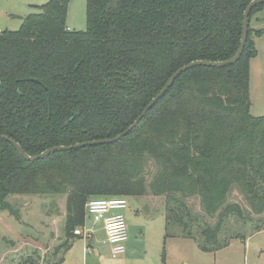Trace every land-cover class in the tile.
<instances>
[{
    "label": "trees",
    "instance_id": "1",
    "mask_svg": "<svg viewBox=\"0 0 264 264\" xmlns=\"http://www.w3.org/2000/svg\"><path fill=\"white\" fill-rule=\"evenodd\" d=\"M251 1L86 0L79 31L66 26L69 0L36 6L17 30H0V134L36 155L122 133L178 68L237 52ZM263 8L255 5L249 20ZM251 31L234 64L182 72L116 142L26 161L0 139V210L17 211L11 196H65V240L47 264L62 262L96 196H162L166 226L204 251L242 238L241 227L264 229V114L250 113ZM233 191L246 205L230 200Z\"/></svg>",
    "mask_w": 264,
    "mask_h": 264
},
{
    "label": "rangeland",
    "instance_id": "2",
    "mask_svg": "<svg viewBox=\"0 0 264 264\" xmlns=\"http://www.w3.org/2000/svg\"><path fill=\"white\" fill-rule=\"evenodd\" d=\"M47 1L0 0V30H17L24 17ZM249 24L256 51L249 63L250 113L259 116L264 114V8L253 14ZM66 26L74 31L86 29V0H69ZM259 30L263 32L258 34ZM229 198L246 205L237 191ZM9 200L17 211L0 210V264H24L23 259L32 258L33 262L37 256L38 264H47L65 240V196L16 195ZM127 201L123 212L129 242L122 254L111 256L101 235L87 230L95 225L85 215L84 224L76 228L86 229L85 234L72 240L59 264H264V229L250 232L248 227L229 224L228 229L240 228L243 237H232L218 250L204 251L195 238L184 236L178 225L166 226L162 196H130ZM188 203L194 211L200 210L197 199ZM88 245L90 251L86 252Z\"/></svg>",
    "mask_w": 264,
    "mask_h": 264
},
{
    "label": "water",
    "instance_id": "3",
    "mask_svg": "<svg viewBox=\"0 0 264 264\" xmlns=\"http://www.w3.org/2000/svg\"><path fill=\"white\" fill-rule=\"evenodd\" d=\"M260 3H264V0H252L247 5V7L244 11V14H243V26H242V35H241L240 45H239L237 52L231 58L224 60V61L195 60V61H191V62L181 66L180 68H178L168 78V80L166 81V83L164 84L162 89L156 94V96L153 97L151 99V101L146 105V107L143 109L141 114L136 118V120L130 126H128L122 133H120L114 137H111V138L91 140V141H86V142H82V143H77L74 145H61V146L51 147V148L46 149V150H44V151H42L36 155L27 154L15 140H13L12 138H10L6 135L0 134V139L9 141L14 146V148L18 151V153L21 155V157L23 159H25L26 161H36V160L45 158L55 151H68V150L77 149V148L83 147V146L97 145V144H108V143H113V142L120 140L123 136H125L126 134L131 132L135 127H137L139 121L146 115L147 111L166 93V91L171 87V85L173 84L175 79L182 72L186 71L189 68L195 67V66L224 67L226 65L234 64L240 58V56L244 50L245 44H246V40L248 37V26H249L250 11L252 10V8L255 5L260 4ZM28 80L38 82V80L34 79V78H29Z\"/></svg>",
    "mask_w": 264,
    "mask_h": 264
},
{
    "label": "built area",
    "instance_id": "4",
    "mask_svg": "<svg viewBox=\"0 0 264 264\" xmlns=\"http://www.w3.org/2000/svg\"><path fill=\"white\" fill-rule=\"evenodd\" d=\"M127 206L128 201L125 196H96L90 198L85 204V215L89 216L94 223H103L105 243L109 245L112 257L125 251L128 232L123 211ZM85 230L75 229L74 234L84 235ZM85 250L90 251L89 245Z\"/></svg>",
    "mask_w": 264,
    "mask_h": 264
},
{
    "label": "crops",
    "instance_id": "5",
    "mask_svg": "<svg viewBox=\"0 0 264 264\" xmlns=\"http://www.w3.org/2000/svg\"><path fill=\"white\" fill-rule=\"evenodd\" d=\"M69 28V27H68ZM128 207V206H127ZM94 228L93 229H88L90 232H95L101 235L102 238V242L105 243V231H104V227H103V223L102 222H98V223H94ZM260 231V230H259ZM258 232V231H257ZM94 234V233H93ZM128 241V239H127ZM126 241V242H127ZM129 242V241H128Z\"/></svg>",
    "mask_w": 264,
    "mask_h": 264
}]
</instances>
